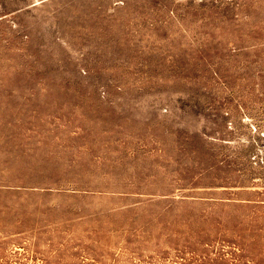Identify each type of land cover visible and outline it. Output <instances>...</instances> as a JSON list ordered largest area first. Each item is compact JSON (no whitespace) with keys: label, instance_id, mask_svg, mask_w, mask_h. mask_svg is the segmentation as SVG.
Returning <instances> with one entry per match:
<instances>
[{"label":"rangeland","instance_id":"374dc122","mask_svg":"<svg viewBox=\"0 0 264 264\" xmlns=\"http://www.w3.org/2000/svg\"><path fill=\"white\" fill-rule=\"evenodd\" d=\"M0 264H264V0H0Z\"/></svg>","mask_w":264,"mask_h":264}]
</instances>
